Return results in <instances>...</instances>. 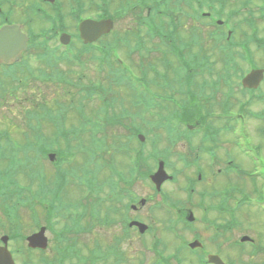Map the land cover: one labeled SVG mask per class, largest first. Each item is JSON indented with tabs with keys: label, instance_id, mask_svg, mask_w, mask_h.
Here are the masks:
<instances>
[{
	"label": "flooded vegetation",
	"instance_id": "af4514ba",
	"mask_svg": "<svg viewBox=\"0 0 264 264\" xmlns=\"http://www.w3.org/2000/svg\"><path fill=\"white\" fill-rule=\"evenodd\" d=\"M178 1L0 0V28L7 25H19L29 38L28 45L35 39L60 40L65 34L71 36V42L74 40L83 42L81 25L84 22L109 20L111 30L98 38L97 42L92 45L101 43L103 48L98 49L97 52L99 55L108 56L113 49L112 36L146 39L149 34H153L149 33L152 31V27L158 28L163 22L172 23L175 27V2ZM209 23L212 22L209 21ZM105 43H107L108 49H105ZM197 146L194 144L195 149L199 148ZM217 160L222 163L224 158L220 156ZM208 171L207 166L200 164L196 173L209 178ZM30 198L34 199V195H31ZM152 200L151 198L150 202ZM172 208V213H167L165 218L171 219L172 223L173 257L158 261H172V264H175L174 197ZM195 208L192 206L190 212H195L197 210ZM199 208L204 209L203 207ZM144 209L133 211L134 216L140 220L152 221L157 212H148ZM114 213V211L106 210L68 209H29L25 211L14 208L10 204L5 209L3 203L0 202V261H8L9 258L5 251L7 249L9 257L15 264H52L53 261L56 264L57 261L62 260L58 256V252L72 249L75 253L70 261H74V264H129V254L125 252L123 255L122 247L128 241L130 231L123 227V220H121L120 229L116 231ZM100 215L111 216L107 221L111 223L115 233L110 234V238L109 236L101 237L98 233L101 220L96 217ZM185 216L183 214V217ZM79 223L82 225L84 223L92 224V228L85 232L79 231L77 234L73 227ZM43 226L46 227L45 235L49 242L47 250L29 247V238L38 234ZM85 249L88 250L87 253ZM91 250H97V253L91 255Z\"/></svg>",
	"mask_w": 264,
	"mask_h": 264
},
{
	"label": "rangeland",
	"instance_id": "374dc122",
	"mask_svg": "<svg viewBox=\"0 0 264 264\" xmlns=\"http://www.w3.org/2000/svg\"><path fill=\"white\" fill-rule=\"evenodd\" d=\"M230 5L233 6V3L230 2ZM254 11H255V16H256V22L257 23L261 22V20L259 19V16H258V11L256 9H254ZM238 17H240L238 22H241V21H243L246 18V16L244 14H241ZM242 28L244 29V31L246 33H248V34L251 33V30L247 26H243ZM262 31H264V28H263ZM261 38H263V37H261ZM56 45H58V44L51 42V44H49L48 46L51 47L52 50H53ZM249 47L254 52V54L252 55L254 61L259 63L257 65H264V51L258 49L257 45H255V43H251L249 45ZM217 59L220 60L219 58H217ZM244 65H248V64H244ZM30 67H31L32 70H37V69L40 68L39 65H35L33 63L30 64ZM257 67H262V66H257ZM34 72L37 73L38 71H34ZM87 76L92 79V73L91 72H87ZM93 76H94V74H93ZM27 80H30V82H34V83L31 84V86L29 87L27 92H23L22 91L21 93H19V95H21V97L22 96H24V97L26 96V97L29 98V97L39 96V94H42L41 96L44 98V97L50 96L51 92H52V94L54 93V89L53 90L49 89V88H52L51 86H45L44 83L37 82L35 80L34 76L28 77ZM39 91H41V92H39ZM72 95L78 97V95L76 94V90H73V94ZM13 105L14 104H12L11 102H10V104H5V103H2V102L0 104V129H2V130H6L8 127H11V126H9V123L7 122L6 118H7L8 111L13 109V107H14ZM68 107L70 109V113L72 115H74V114H76L77 110L80 108V105L74 104V103H69ZM16 108L20 109L21 107L20 108L16 107ZM219 110H220L219 108H215V111H219ZM233 111L236 113L237 109H234ZM254 111H255L256 114H260V113H262V111H264V100H262V102L260 100V102L257 103V106L254 107ZM85 114H86L87 117H91V111H89V107H87L85 109ZM228 114H230V113L227 112V115ZM24 116H25V111L24 110H21L20 113L19 112L17 113L16 125H19V126H22V127L24 126V124H23ZM227 124L232 125L233 127L235 126L234 122L228 121ZM259 124H258V122H253V120H251L249 126L247 127V131L244 130V133L247 135L246 137H247L248 140L245 137H243L241 139V142H240V144H241L240 147H242V148H244L246 150L248 156L251 159L253 157L259 158V155H260V157L262 159H264V136L262 134L260 135V132H259V129L264 128L263 127L264 124H260L261 127H259V129H258L257 127L260 126ZM253 125L255 127V129H254L255 132L250 129L251 127H253ZM257 129H258V132L256 131ZM28 139H29V137L24 136L23 134H22V136H20V135H18V136L14 135L13 136V141L16 143V146L19 145L21 147H26ZM150 141L151 140H149V142ZM257 145L262 146L263 149L262 150L261 149L258 150L256 148ZM135 146L138 148L139 144L135 143ZM9 152H10V150H9ZM35 155H36V157L34 159L36 161H38V159H39L38 158V154H35ZM235 156L237 157L236 158V162L238 163V165H240L241 168H243L244 170H247V171L251 170L250 169V165H248V163L246 162L244 154L240 150L235 151ZM118 159H119L118 163L125 167L123 162H121L122 159H120V157H118ZM124 160L127 161V159H125V158H124ZM150 166L155 169L156 165H155V163L152 162L150 164ZM34 169H35L36 172L39 170L46 177H48L49 179H52L51 174L47 171V169H49V168L44 163H42L41 161L37 162V165H35ZM261 172L264 174V168L261 169ZM209 173L210 172H208V174ZM230 179L231 180L227 183V186H231V187H233V189H237V190L243 189L245 187L244 183H245L246 180H247V183L249 182L248 181L249 178H247L245 176H244V179L242 177H237V179H236L233 176H231ZM23 180H24V177H21L19 179V185L18 186L21 187V188L22 187L30 188L29 183H25ZM178 181H179V187L173 186V185H170V184H165L164 185L166 191H168L175 198V201L178 200V199L183 200L184 199V195H185V192L183 190V188L186 185L185 176L183 174L179 175ZM226 181H227V177L222 175L221 176V180H219V182L210 179V180H208L207 183H204V185L197 186L196 191L198 193L204 192V191L219 193V192H221L223 190L224 184H225ZM259 183L261 184L262 181L259 180ZM77 189L81 190V189H83V187L80 186V185H76V184H69L67 186V192L70 195V198H72V199L77 198L75 196V193H76ZM134 190L137 193V195H139V196H147L149 194L154 195V191L152 189H150V187L148 185V182H147L146 185L138 183V187H136ZM217 200L218 199L216 197V198L212 199V201L210 199H207L206 201H207V203H210V202L216 203ZM148 208L150 209V207H148ZM242 209L243 210L239 214V218L242 220L244 225L242 224V227L239 229L240 236H242V235H250L251 237L255 238L262 247H264V214H262L257 209H253V207H249V205L247 206V208L245 207V208H242ZM146 211H148V210H146ZM160 212H162V211H160ZM163 213H161V217H162V219H165ZM157 214H159V213H157ZM128 215H129L128 212L120 213L121 217L119 219H123L124 216H128ZM214 216H216V214H214ZM117 225H119V224H117ZM158 229H159L160 234H162L161 236H162L165 244L168 247L167 253L170 254L173 251H172V246H171L172 243H171L170 240H168L169 233H167L164 230L163 226H158ZM201 230L204 231L203 228H201ZM98 233H99L100 236H103V237H105V236L108 237L109 236V238H110V234L115 233V231H114V229H112V227L111 228H107L106 227V228H100ZM205 233H207L208 235H211L213 233V231L205 232ZM237 234H238V231H237ZM212 236L214 237V235H212ZM191 237H192V234H186V238L187 239H190ZM225 238L227 240V242H226L227 246L225 247L226 251H230V250L234 251L233 246L231 245L232 242L230 241L228 235H225ZM218 240L219 239H217V241ZM212 241L214 242V239ZM133 242H138V243H133L132 244V242L128 240V242L123 244L122 253H123V255H125V252L129 254V256H128L129 264H139V261H144L146 256H143V255L140 254V242L137 241V240H133ZM104 246H106V245H104ZM130 246L135 248V249H132L133 252L130 250ZM176 246H177V248H181L182 245H181V243L177 244V242H175V248H176ZM248 248H250V247H247V249ZM188 250L189 249H183L181 251H183L182 253L185 255L186 253L190 254V252ZM135 251H137V252H135ZM85 252L87 253L88 250L85 249ZM237 252L240 253V251H237ZM184 258H186V260L181 261V263H176L175 262V264H200L199 262L195 261L194 260L195 258H193V257L187 258V257L184 256ZM232 258L237 260L236 257H232ZM259 258H261V259H259ZM263 258H264V254H261V255L256 257L255 261H252V262L257 263V264H264V262L262 261ZM152 262L153 261H146V264H152Z\"/></svg>",
	"mask_w": 264,
	"mask_h": 264
},
{
	"label": "water",
	"instance_id": "95a60500",
	"mask_svg": "<svg viewBox=\"0 0 264 264\" xmlns=\"http://www.w3.org/2000/svg\"><path fill=\"white\" fill-rule=\"evenodd\" d=\"M26 41L27 40L21 34H18L16 30L12 28L3 29L0 32V44L4 45H0V62L7 63L12 60H17L20 54L26 50ZM15 44L17 46L16 49L11 46ZM11 47L14 49H10ZM262 74V71L253 72L246 78L245 85L250 87L248 84L253 82L254 85L251 83V86H257L262 79Z\"/></svg>",
	"mask_w": 264,
	"mask_h": 264
},
{
	"label": "trees",
	"instance_id": "16d2710c",
	"mask_svg": "<svg viewBox=\"0 0 264 264\" xmlns=\"http://www.w3.org/2000/svg\"><path fill=\"white\" fill-rule=\"evenodd\" d=\"M111 148V147H110ZM113 160L115 161V159L113 158ZM108 162V161H107Z\"/></svg>",
	"mask_w": 264,
	"mask_h": 264
}]
</instances>
